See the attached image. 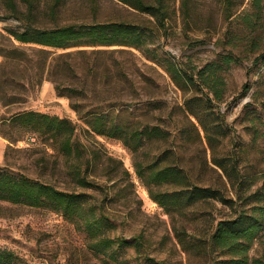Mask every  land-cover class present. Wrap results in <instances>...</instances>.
I'll return each instance as SVG.
<instances>
[{
	"label": "rangeland",
	"instance_id": "374dc122",
	"mask_svg": "<svg viewBox=\"0 0 264 264\" xmlns=\"http://www.w3.org/2000/svg\"><path fill=\"white\" fill-rule=\"evenodd\" d=\"M32 1L40 10L32 21H25L21 2L18 15L0 6V168L61 192L90 196L114 226L108 237L130 247L118 263L105 262L89 251L85 234L60 216L2 204L0 250L14 252L26 264H212L216 254L208 250L209 238L219 221L234 217L239 203L233 210L203 203L170 217L150 199L135 168L155 164L166 153V164L183 168L192 184L220 190L235 202L241 191L212 163L213 158L234 159L245 188L249 184L246 194L261 185L264 63L254 65V60L264 53V0L261 13L252 11L250 0H240L229 19L222 16L219 0H173L164 28L116 0H61L54 16L49 8L56 0ZM93 24L134 26L144 32V45L83 44L55 50L20 44L9 33L30 25L54 29ZM170 70L193 76L197 87H184ZM204 74L210 90L222 94V102L209 95L212 104H207L208 89L200 80ZM192 98L191 109L198 116L206 119L210 114L213 149L201 128L198 135L189 128L190 137L179 133L188 124L186 102ZM30 111L72 122L74 141L88 149V160L64 158L51 142L4 126L5 120ZM92 114H107L114 123L131 128L159 127L168 137L146 141L131 153L119 141L90 133L86 121ZM216 124L224 129L221 143L214 135ZM77 176L93 187H81ZM174 227L183 230V245ZM263 254L264 232L249 257Z\"/></svg>",
	"mask_w": 264,
	"mask_h": 264
},
{
	"label": "trees",
	"instance_id": "16d2710c",
	"mask_svg": "<svg viewBox=\"0 0 264 264\" xmlns=\"http://www.w3.org/2000/svg\"><path fill=\"white\" fill-rule=\"evenodd\" d=\"M116 1L141 14L153 17L158 26L164 28L166 20L169 19V3L173 0H154V4H147L143 0ZM236 1L239 5L235 4V0H219L221 13L225 19L231 18L234 15V8L240 7L242 2ZM18 2L26 7L25 21L35 20L40 10L32 0H0V6L5 12L18 15ZM61 2V0L52 2L49 13L56 15ZM250 7L253 12L261 13L262 0H250ZM9 33L20 44H34L55 50H67L83 44L135 48L144 45V32L125 24H93L82 27L71 25L54 29H38L30 25L22 27L21 32ZM225 59L227 63L231 62V58L226 56ZM259 62L264 63V53L254 60V65ZM170 73L184 87H197L195 78L184 71L170 70ZM200 80L205 89H208L205 95L207 104H212V98H209V95L216 102H222V94L210 90V83L205 74ZM57 91H59L58 88ZM66 92L73 93L68 90ZM195 100L192 98L186 102L188 124L182 127L179 133L184 137H190L189 128L197 135L198 129L201 128L209 147L213 149L215 144L209 134V125L213 122L210 121V114H207L206 119H202L191 109ZM212 109L213 107L210 110ZM211 116L215 121L220 120L213 112ZM3 123L10 130H16L23 135L34 134L46 142H51L64 158L82 160L88 157V149L75 143V128L67 119L30 111L17 114ZM86 125L90 133L119 141L131 153L138 152L146 141L165 140L168 137V134L159 127L131 128L129 125L114 123L107 114H92L86 121ZM214 129L216 141L221 143L224 138L222 137L224 129L220 124H216ZM6 136L10 137L8 134ZM165 154L159 156L155 164H150L146 168L143 166L135 168L137 177L146 187L150 199L170 217L185 215L187 210L203 203L217 202L232 210L233 206L239 203V209L233 211L234 217L219 221L209 238L208 250L212 255L216 254V257L212 259V264H264V254L257 259L249 257L252 246L264 232V176L261 185L253 192L246 194L249 184L245 188L246 180L238 175L237 161L213 158V165L237 186L238 192L241 191L240 195L236 194L237 199L234 202L226 199L220 190L201 188L192 184L188 173L183 168L176 163L166 164L169 158L165 157ZM78 176L77 181L81 187H93ZM153 186L166 188V190L156 192ZM2 204L44 210L60 216L85 234L89 251L101 257L105 262L118 263L120 258L126 255V248L130 247V244L124 240H112L108 237V232L114 229V226L99 212L91 202L90 196L61 192L49 184L22 175H13L0 168V217L5 215ZM173 229L178 242L183 245L185 238L180 232L183 230L175 227ZM0 264L26 263L14 252L0 250Z\"/></svg>",
	"mask_w": 264,
	"mask_h": 264
}]
</instances>
